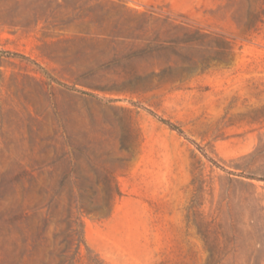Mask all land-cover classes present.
Here are the masks:
<instances>
[{"label": "rangeland", "instance_id": "rangeland-1", "mask_svg": "<svg viewBox=\"0 0 264 264\" xmlns=\"http://www.w3.org/2000/svg\"><path fill=\"white\" fill-rule=\"evenodd\" d=\"M68 262L264 264V0H0V264Z\"/></svg>", "mask_w": 264, "mask_h": 264}, {"label": "trees", "instance_id": "trees-1", "mask_svg": "<svg viewBox=\"0 0 264 264\" xmlns=\"http://www.w3.org/2000/svg\"><path fill=\"white\" fill-rule=\"evenodd\" d=\"M163 122L166 123L167 125H169V127H171L172 129H175V130H177V131L180 132L179 128H177V127L174 126L173 124H171V123H169V122H167V121H163ZM79 242H82V241L79 240ZM68 264H69V262H68Z\"/></svg>", "mask_w": 264, "mask_h": 264}]
</instances>
